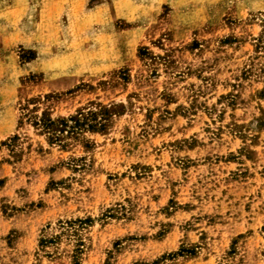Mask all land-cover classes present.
I'll return each instance as SVG.
<instances>
[{"label":"rangeland","instance_id":"1","mask_svg":"<svg viewBox=\"0 0 264 264\" xmlns=\"http://www.w3.org/2000/svg\"><path fill=\"white\" fill-rule=\"evenodd\" d=\"M0 264H264V0H0Z\"/></svg>","mask_w":264,"mask_h":264},{"label":"trees","instance_id":"2","mask_svg":"<svg viewBox=\"0 0 264 264\" xmlns=\"http://www.w3.org/2000/svg\"><path fill=\"white\" fill-rule=\"evenodd\" d=\"M93 116V114H92ZM95 119V118H94ZM43 128H45L48 132H50L52 141H62L63 140V131L67 130V132L71 135L77 133L78 129L81 127L82 123L80 120H75L74 125H69L66 120H52L51 118H42L40 123ZM89 126L92 128H103L105 126V121L95 120L94 122H89ZM60 127V128H59Z\"/></svg>","mask_w":264,"mask_h":264}]
</instances>
